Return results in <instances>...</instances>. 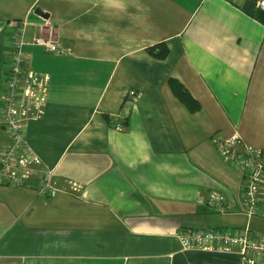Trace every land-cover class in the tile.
<instances>
[{
  "label": "crops",
  "instance_id": "0c3cea01",
  "mask_svg": "<svg viewBox=\"0 0 264 264\" xmlns=\"http://www.w3.org/2000/svg\"><path fill=\"white\" fill-rule=\"evenodd\" d=\"M246 2L0 0V103L20 24L26 69L51 79L44 115L26 132L43 161L40 179L33 188L0 185V264L240 263L236 253L184 251L179 235L249 227L264 236V185L249 218L246 176L215 145L238 135L242 147L264 152V26ZM38 34L60 48L34 44ZM161 45L165 59L148 53ZM6 142L0 120V147ZM47 167L66 190L56 197L37 192ZM214 195L225 211L206 205Z\"/></svg>",
  "mask_w": 264,
  "mask_h": 264
},
{
  "label": "built area",
  "instance_id": "2783aa9c",
  "mask_svg": "<svg viewBox=\"0 0 264 264\" xmlns=\"http://www.w3.org/2000/svg\"><path fill=\"white\" fill-rule=\"evenodd\" d=\"M264 9V1L260 2ZM26 23L20 24L10 35L9 67L3 83L0 103L1 128L7 142L0 147V185L11 188H33V182L40 179L38 168L42 159L28 145L27 125L41 120L48 103L50 76L26 69L25 41ZM33 43L47 51L56 52L60 43L52 37L35 36ZM132 98L125 102L122 116L135 102ZM116 128L121 129L118 125ZM218 153L224 162L234 164L246 176L243 193L244 213L253 218L259 214L261 188L264 185V152L242 147L238 135L218 137L215 140ZM73 193L80 191L73 184ZM66 191L56 178L55 170L46 168L37 188L43 197H56ZM206 205L212 210H226L223 199L214 195ZM184 251H202L216 254L239 256V264H264V236L254 233L251 228L187 229L179 235Z\"/></svg>",
  "mask_w": 264,
  "mask_h": 264
},
{
  "label": "trees",
  "instance_id": "16d2710c",
  "mask_svg": "<svg viewBox=\"0 0 264 264\" xmlns=\"http://www.w3.org/2000/svg\"><path fill=\"white\" fill-rule=\"evenodd\" d=\"M264 0H247L244 12L256 20L258 23L264 26V9L260 8V2ZM259 4V5H258ZM148 53L157 59L163 60L168 54L169 50L163 45L148 49ZM170 87L175 95V97L184 104L190 112H197L200 108V104L195 100L188 90L177 80H169ZM244 211V208H243Z\"/></svg>",
  "mask_w": 264,
  "mask_h": 264
},
{
  "label": "rangeland",
  "instance_id": "374dc122",
  "mask_svg": "<svg viewBox=\"0 0 264 264\" xmlns=\"http://www.w3.org/2000/svg\"><path fill=\"white\" fill-rule=\"evenodd\" d=\"M210 214H216V213H214V212L211 211ZM220 218H221V217L218 216V220H219V221L223 220V218H221V219H220ZM208 223H215V222H213V221L210 220ZM200 225H201V224H200Z\"/></svg>",
  "mask_w": 264,
  "mask_h": 264
}]
</instances>
